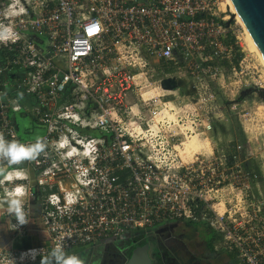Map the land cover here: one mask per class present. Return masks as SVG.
<instances>
[{
    "label": "built area",
    "instance_id": "1",
    "mask_svg": "<svg viewBox=\"0 0 264 264\" xmlns=\"http://www.w3.org/2000/svg\"><path fill=\"white\" fill-rule=\"evenodd\" d=\"M218 0H0V133L47 147L8 166L29 223L0 207V264H29L171 221L206 224L239 264H264V194L243 142L217 149V88H262ZM243 51V50H242ZM178 85L166 89L163 81ZM231 109L246 117V101ZM18 116L31 124L21 128ZM38 124V126L36 125ZM41 134H36V128ZM196 136L209 149L188 153ZM35 257L34 259L32 257Z\"/></svg>",
    "mask_w": 264,
    "mask_h": 264
},
{
    "label": "rangeland",
    "instance_id": "2",
    "mask_svg": "<svg viewBox=\"0 0 264 264\" xmlns=\"http://www.w3.org/2000/svg\"><path fill=\"white\" fill-rule=\"evenodd\" d=\"M220 5L219 14L225 20H228L232 24V34L235 37V41L238 42V48L240 53H247L249 58L256 61L260 66L259 81L264 88V64L261 57L253 49L251 43L247 38V34L243 25L237 20L236 16L232 13L226 0H218ZM243 50V51H242ZM218 92L219 102L223 107L220 116L214 121L215 131L213 132L214 146L217 149L225 148L226 145L233 147L237 142H243L251 150V154L245 157L249 164L259 174V178L256 182H259L254 191L256 193L264 194V100L262 98V92L258 86L252 85L248 88L242 89L239 94L235 96L225 95L221 89H216ZM233 99L246 101L247 111L249 114L246 117H240V115L231 109ZM20 126L23 128L30 123L25 118L18 116ZM38 126V124L36 123ZM43 131L36 128V134H41ZM197 138V137H194ZM193 139V138H192ZM204 143V142H202ZM0 200H2L0 198ZM4 205L0 203V207ZM4 220L0 215V235L5 237L6 230ZM144 230V229H143ZM121 243L122 241H118ZM108 245L102 246H86L72 248L68 250L70 254H76L83 258L86 264H100L106 257V251Z\"/></svg>",
    "mask_w": 264,
    "mask_h": 264
},
{
    "label": "flooded vegetation",
    "instance_id": "3",
    "mask_svg": "<svg viewBox=\"0 0 264 264\" xmlns=\"http://www.w3.org/2000/svg\"><path fill=\"white\" fill-rule=\"evenodd\" d=\"M120 241L106 243V257L100 264H125L145 244L150 245L152 264H239L235 253L222 246L216 231L202 223L175 220L128 232Z\"/></svg>",
    "mask_w": 264,
    "mask_h": 264
},
{
    "label": "clouds",
    "instance_id": "4",
    "mask_svg": "<svg viewBox=\"0 0 264 264\" xmlns=\"http://www.w3.org/2000/svg\"><path fill=\"white\" fill-rule=\"evenodd\" d=\"M8 35L9 32L6 28L0 30V39L6 38ZM46 147L45 141L41 138H37L34 143L23 144L18 140H7L0 133V175L6 174L5 163L12 166L24 161H34L42 153H45ZM25 195L26 192L17 187L0 200V203L6 205L3 211L16 220V227L29 223V213L24 206ZM41 264H86V262L80 256L67 252L62 245H58L51 249L47 257L41 259Z\"/></svg>",
    "mask_w": 264,
    "mask_h": 264
},
{
    "label": "water",
    "instance_id": "5",
    "mask_svg": "<svg viewBox=\"0 0 264 264\" xmlns=\"http://www.w3.org/2000/svg\"><path fill=\"white\" fill-rule=\"evenodd\" d=\"M232 2L264 57V0H232ZM163 85L166 89H174L178 82L174 78H166ZM259 90L264 100V88ZM149 249V244L136 248L125 264H152ZM29 264H41V260Z\"/></svg>",
    "mask_w": 264,
    "mask_h": 264
},
{
    "label": "bare ground",
    "instance_id": "6",
    "mask_svg": "<svg viewBox=\"0 0 264 264\" xmlns=\"http://www.w3.org/2000/svg\"><path fill=\"white\" fill-rule=\"evenodd\" d=\"M227 1V4L229 5L232 13L236 16L237 20L243 25V27L245 28V31H246V34H247V38L249 40V42L251 43V46L253 47L254 50H256V52L259 54V56L261 57L262 59V62L264 64V57L263 55L261 54L256 42L254 41L250 31L248 30V28L246 27V24L244 23L243 19L241 18L240 14L238 13L235 5L233 4L232 0H226ZM196 136H193L192 138H189L188 140H186L185 142V147H186V151L188 153H191L192 151H197L201 148H206V149H209V146H207V142L205 143H202L200 141V139L197 137V138H194Z\"/></svg>",
    "mask_w": 264,
    "mask_h": 264
},
{
    "label": "trees",
    "instance_id": "7",
    "mask_svg": "<svg viewBox=\"0 0 264 264\" xmlns=\"http://www.w3.org/2000/svg\"><path fill=\"white\" fill-rule=\"evenodd\" d=\"M226 42H228V43H235V37H233V36H229L227 39H226ZM241 56H242V53H238V55H237V57H236V62L238 63L239 62V60L241 59ZM160 264V263H159Z\"/></svg>",
    "mask_w": 264,
    "mask_h": 264
},
{
    "label": "crops",
    "instance_id": "8",
    "mask_svg": "<svg viewBox=\"0 0 264 264\" xmlns=\"http://www.w3.org/2000/svg\"><path fill=\"white\" fill-rule=\"evenodd\" d=\"M84 247H86V246H84Z\"/></svg>",
    "mask_w": 264,
    "mask_h": 264
}]
</instances>
